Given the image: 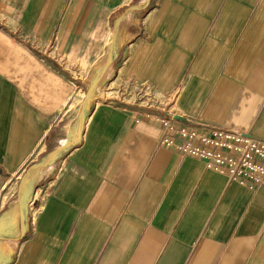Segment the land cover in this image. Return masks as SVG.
Instances as JSON below:
<instances>
[{"label":"crops","instance_id":"0c3cea01","mask_svg":"<svg viewBox=\"0 0 264 264\" xmlns=\"http://www.w3.org/2000/svg\"><path fill=\"white\" fill-rule=\"evenodd\" d=\"M94 79L110 98L36 166ZM150 112L264 138V0H0V264H264V187L160 146Z\"/></svg>","mask_w":264,"mask_h":264},{"label":"built area","instance_id":"2783aa9c","mask_svg":"<svg viewBox=\"0 0 264 264\" xmlns=\"http://www.w3.org/2000/svg\"><path fill=\"white\" fill-rule=\"evenodd\" d=\"M131 96L153 99L146 85L136 86ZM148 115L160 124V146L200 159L206 168L224 172L230 181L250 188L264 187V138L209 124H179L168 112Z\"/></svg>","mask_w":264,"mask_h":264},{"label":"water","instance_id":"95a60500","mask_svg":"<svg viewBox=\"0 0 264 264\" xmlns=\"http://www.w3.org/2000/svg\"><path fill=\"white\" fill-rule=\"evenodd\" d=\"M136 8H137V6H135V5L127 7L124 10V12L120 16H118V18L114 21V24H113L114 33H113L112 39L110 41L107 54L104 57V60L102 62V65L100 66V69H103L111 58L112 51L114 48L115 39H116V30H117L118 23H119L120 19H122V17H124L131 10L136 9ZM97 83H98V81L96 79L90 80L87 83L84 98L82 99L80 110L78 112L77 118H76L75 123L73 125V128L71 130V135L69 136V138L66 139L62 144H60L57 147H55L54 149L50 150L45 155V157L42 159V161L36 166H45L47 163L52 161L60 151H62L63 149H65V148H67V147L78 142L79 137H80V133L83 129L84 119L86 116L87 107L89 105L88 103H89L90 98L92 97L93 90L97 86ZM174 118L178 119V120L181 119L180 116H175Z\"/></svg>","mask_w":264,"mask_h":264},{"label":"rangeland","instance_id":"374dc122","mask_svg":"<svg viewBox=\"0 0 264 264\" xmlns=\"http://www.w3.org/2000/svg\"><path fill=\"white\" fill-rule=\"evenodd\" d=\"M69 62L66 61V63H65L66 66H67V68H69L70 70H72V72L76 75L77 74L76 73L77 70L74 69V68H72V65ZM83 67L84 66H82V68ZM77 72H79V73L76 76H81L82 80H84L87 77V75H86L87 73L84 70L81 69L80 71H77ZM78 94H79L78 98L81 97V101H80V105H81L82 99L84 98V94H85V86L81 85V90L78 92ZM110 96H111V93H109V90H106L105 88H102L96 94H94V93L92 94V97L90 98L88 104L109 99ZM125 96L126 95H124V93L121 94V95H119L120 98L126 99L127 97H125ZM41 182H43V179L41 180Z\"/></svg>","mask_w":264,"mask_h":264},{"label":"bare ground","instance_id":"6f19581e","mask_svg":"<svg viewBox=\"0 0 264 264\" xmlns=\"http://www.w3.org/2000/svg\"><path fill=\"white\" fill-rule=\"evenodd\" d=\"M42 167H40V169H41ZM43 170V169H42ZM45 170V169H44ZM43 172V171H42ZM37 173H35L34 171H32V172H30L29 173V175L27 176V178L25 179V185L23 186V188H21V189H24V187H26L27 188V186L30 184V182L33 180V178H34V176L36 175ZM40 175V174H39ZM36 177H37V175H36ZM35 177V178H36ZM33 182V181H32ZM31 185H29V187H30ZM20 189V190H21ZM30 189V188H29ZM20 192V191H19ZM23 191H21V193H22ZM21 195V194H20ZM19 195V196H20ZM22 200V199H21ZM24 200V199H23ZM22 202V201H21ZM12 205V204H11ZM19 205V204H18ZM13 206V205H12ZM11 206V210H10V214H9V219H8V221H7V223H6V228H9V229H11L12 230V228L14 229V227H15V225H16V222H17V218H18V208L15 206V204H14V206L12 207ZM17 227V226H16ZM16 227H15V229H16ZM15 229H14V232H15ZM8 230V229H7ZM9 231V230H8ZM6 232V231H5ZM10 232V231H9ZM5 241H3V242H0V253H2L4 250H3V247H5L6 245H5V243H4ZM8 248V247H7ZM7 251V250H6Z\"/></svg>","mask_w":264,"mask_h":264}]
</instances>
